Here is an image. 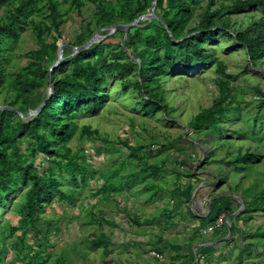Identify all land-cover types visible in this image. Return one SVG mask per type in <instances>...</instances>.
<instances>
[{"label": "rangeland", "instance_id": "rangeland-1", "mask_svg": "<svg viewBox=\"0 0 264 264\" xmlns=\"http://www.w3.org/2000/svg\"><path fill=\"white\" fill-rule=\"evenodd\" d=\"M21 1L0 0V24ZM50 1L60 12L58 29L49 17ZM80 1L32 0L12 33L0 29L2 131L17 124L6 153L16 147L33 172L56 180L31 215L25 207L30 182H21L16 166L0 175L2 196L4 182L12 188L0 201V264H264V56L249 58L235 35L263 17L259 7L215 19V37L202 43L209 55L198 64L177 60L161 75L163 108L149 113L134 68L118 73L115 65L138 62L134 53L145 49L163 56L157 24H164L165 0L162 7L155 0H98L112 14L109 23L95 3ZM232 1L214 0L213 8ZM138 2L145 7L131 19L129 8ZM207 3L190 1L183 34L198 24ZM36 24L50 26L46 43L63 46L61 60L53 66L56 50L41 79L33 70L47 56L39 57ZM94 36L99 39L89 43ZM97 43L88 60L90 68L104 70L100 90L107 99L100 112L80 110L74 135L55 142L58 154L34 152L32 125H18L37 119L53 78L75 75L71 59ZM24 75L38 78L40 87H31ZM214 103L222 112L213 125L189 124ZM37 129L46 132L40 123ZM208 184L206 212H197L195 193ZM219 198L220 205L236 207L211 220L207 211Z\"/></svg>", "mask_w": 264, "mask_h": 264}, {"label": "trees", "instance_id": "trees-1", "mask_svg": "<svg viewBox=\"0 0 264 264\" xmlns=\"http://www.w3.org/2000/svg\"><path fill=\"white\" fill-rule=\"evenodd\" d=\"M32 0L21 1L14 8V13L11 19L4 24H0V29L8 28L12 33V23L20 19L27 9H30ZM95 3L98 11L103 16L104 20L109 23L112 20V14L104 10L103 5L98 0H91ZM164 0H155L157 7H162ZM190 1L194 0H165L166 8L161 17L164 24L160 22L157 24L162 31V49L163 56L152 49H145L141 52H135L138 57V62H122L115 65V69L118 73H128L131 67L134 68L137 75L140 77L138 87L147 94L143 104V110L149 113H155L162 110L163 97L159 89V77L161 75L168 74L173 68L174 63L177 60H181L185 63H190L192 60L194 64H198L206 59L209 55L208 52L202 48V43L208 39L212 40L214 30H211L215 25V19L220 18L223 13H235L243 10L246 7L258 6L263 17L253 21L248 27L241 31H236V39L242 43L246 49V53L249 58L255 59L264 56V0H233L230 5L220 6L219 8H213L214 0H208L206 9L201 16L200 21L195 27L188 30L186 34H183L182 29L186 25L188 17V7ZM77 5H81L80 0H76ZM144 5L136 4L133 8H129V18H133L138 12L144 9ZM49 10V17L51 23L55 29L61 23L59 20L60 12L56 4L52 1L47 6ZM50 26L40 24L35 25V37L41 45L39 57L45 58L43 66L37 65L34 72H38L40 79L47 74L48 66L55 60V53L59 45L53 41L46 43L43 38L44 30L49 29ZM198 32H195L197 31ZM139 35V31H136ZM131 40V37H130ZM152 43L155 42L154 36H150L148 40ZM97 43L90 49L79 51L72 59L71 63L75 75L65 76L64 78H53L52 80V92L45 99L44 104L40 108L37 114V119L33 122H26L18 125V128L25 129L27 125H32V133L36 140V148L33 151H38L43 154H58V151L54 149L56 141H66L70 139L78 128L77 121L74 118L80 110H88L93 113H99L101 106L106 101V94L102 93L101 87L105 82L104 70L95 66L90 68L88 57L98 52L95 50ZM175 49L178 50L174 53ZM123 52V51H121ZM85 59V60H84ZM45 67V68H44ZM55 69H52L51 73H54ZM21 76V74H19ZM18 75V76H19ZM24 80L31 87H40L41 81L38 78L29 79L24 75ZM149 83L153 85L150 87L146 85ZM221 104H213L206 110L199 112L193 117L189 124L195 128L204 125H213L221 114ZM4 111L0 110V175L5 177L7 175V169L16 166L18 168V175L23 184L30 182L29 187L25 192V207L29 214H33L35 209L41 205L42 197L49 196L52 186L56 185V180L53 177H45L32 171V164L22 161L21 156L18 154V149L12 148L10 154L6 153V149L11 146L12 136L10 133L16 130L2 131L1 124L4 120ZM40 123L46 132H38L37 124ZM69 153V150H66ZM244 159H249V156H245ZM210 184L200 187L194 196L196 201V207L201 208V203L208 199ZM11 187L5 182L2 184V194L0 193V201L6 199V194L11 191ZM213 200L214 206L209 208L207 216L211 220L217 218L221 210L232 212L236 203L231 206L229 202L220 205V200ZM200 201V204H197ZM216 201V202H215ZM225 201V200H224ZM223 201V202H224ZM197 210V209H196ZM210 247V246H209ZM203 247L200 248V252H206L212 249ZM198 251V253H199ZM194 258L191 255L190 260Z\"/></svg>", "mask_w": 264, "mask_h": 264}, {"label": "water", "instance_id": "water-1", "mask_svg": "<svg viewBox=\"0 0 264 264\" xmlns=\"http://www.w3.org/2000/svg\"><path fill=\"white\" fill-rule=\"evenodd\" d=\"M112 28H116V26L115 27H112ZM98 39H99V36L98 37L97 36H94L93 38H91V40L89 41V43H92L94 41H97ZM82 47H84V46H82ZM62 48H63V46L58 47V49H57V60H56V63L53 66H55L61 60V58H62V55H61L62 54ZM49 86H50L49 87V92L51 94V92H52V83L51 82H50V85Z\"/></svg>", "mask_w": 264, "mask_h": 264}, {"label": "crops", "instance_id": "crops-1", "mask_svg": "<svg viewBox=\"0 0 264 264\" xmlns=\"http://www.w3.org/2000/svg\"><path fill=\"white\" fill-rule=\"evenodd\" d=\"M201 202L200 201H198V203L197 204H200ZM201 206H202V203H201ZM197 209V210H196ZM196 211L197 212H202L201 210H204L205 212H206V210H205V208L202 206L201 208H199L198 206L196 207ZM208 211H209V209H208ZM208 211H207V213H208Z\"/></svg>", "mask_w": 264, "mask_h": 264}, {"label": "bare ground", "instance_id": "bare-ground-1", "mask_svg": "<svg viewBox=\"0 0 264 264\" xmlns=\"http://www.w3.org/2000/svg\"><path fill=\"white\" fill-rule=\"evenodd\" d=\"M141 18L143 19V18H144V15H142ZM141 18H140V19H141Z\"/></svg>", "mask_w": 264, "mask_h": 264}]
</instances>
